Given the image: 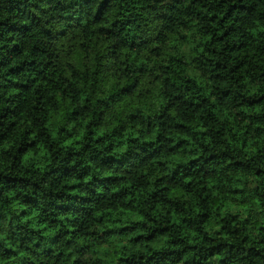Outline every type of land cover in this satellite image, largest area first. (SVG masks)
Returning <instances> with one entry per match:
<instances>
[{
	"label": "clouds",
	"instance_id": "9594fccd",
	"mask_svg": "<svg viewBox=\"0 0 264 264\" xmlns=\"http://www.w3.org/2000/svg\"><path fill=\"white\" fill-rule=\"evenodd\" d=\"M0 264H264V0H0Z\"/></svg>",
	"mask_w": 264,
	"mask_h": 264
}]
</instances>
